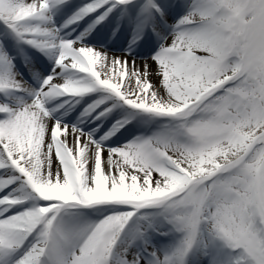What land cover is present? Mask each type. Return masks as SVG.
Masks as SVG:
<instances>
[{
	"label": "snow or ice",
	"instance_id": "6c2138e0",
	"mask_svg": "<svg viewBox=\"0 0 264 264\" xmlns=\"http://www.w3.org/2000/svg\"><path fill=\"white\" fill-rule=\"evenodd\" d=\"M0 25V264H264V0H0Z\"/></svg>",
	"mask_w": 264,
	"mask_h": 264
},
{
	"label": "rangeland",
	"instance_id": "374dc122",
	"mask_svg": "<svg viewBox=\"0 0 264 264\" xmlns=\"http://www.w3.org/2000/svg\"><path fill=\"white\" fill-rule=\"evenodd\" d=\"M3 33H4V28H3L2 25H0V40H3V39H5V38H7L8 40L11 39V38L5 37ZM3 42H4V40H3ZM4 45H5V47H6V46L10 47L9 45H6V42H4ZM11 48H12V49H11L12 51L16 52V57H17V60H18V62H19L20 59H21V57L19 56V53L16 51V49H15V47H14V42H12ZM33 53H34V52H33ZM33 53H32V54H33ZM9 54H10V52H9ZM32 54H31V55H32ZM35 57H37V53H35Z\"/></svg>",
	"mask_w": 264,
	"mask_h": 264
},
{
	"label": "bare ground",
	"instance_id": "6f19581e",
	"mask_svg": "<svg viewBox=\"0 0 264 264\" xmlns=\"http://www.w3.org/2000/svg\"><path fill=\"white\" fill-rule=\"evenodd\" d=\"M70 2H72V0H70ZM5 41H6V45H9L10 47H8V46H6V48H8V50H9V52H10V55H15L16 56V52H14V51H12L11 49V45H12V40L10 39V40H8L7 38H5ZM34 52V50H27V53H28V55H31L32 53ZM38 54V56L37 57H39L40 56V54L39 53H37Z\"/></svg>",
	"mask_w": 264,
	"mask_h": 264
}]
</instances>
